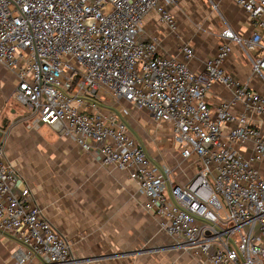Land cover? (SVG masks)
<instances>
[{
	"label": "built area",
	"instance_id": "built-area-1",
	"mask_svg": "<svg viewBox=\"0 0 264 264\" xmlns=\"http://www.w3.org/2000/svg\"><path fill=\"white\" fill-rule=\"evenodd\" d=\"M180 0H0V65L16 78L15 102L25 109L28 130L49 126L81 150L127 171L145 197L144 210L159 219L175 245L206 264H264V93L242 83L225 63L240 48L252 75L264 82V0H231L254 25L249 37L229 25L202 70L160 52L143 38V20L154 12L171 30V7ZM214 6H216L214 4ZM217 83L231 90L215 105ZM241 104L242 110L237 106ZM171 126L183 161L196 173L179 181L154 157L129 125L131 107ZM249 150V154L245 151ZM0 141V233L23 246L25 264H77L69 240L46 217Z\"/></svg>",
	"mask_w": 264,
	"mask_h": 264
},
{
	"label": "crops",
	"instance_id": "crops-1",
	"mask_svg": "<svg viewBox=\"0 0 264 264\" xmlns=\"http://www.w3.org/2000/svg\"><path fill=\"white\" fill-rule=\"evenodd\" d=\"M171 12L176 30L159 22L158 15L151 12L143 20V38L157 39L160 52L168 56L181 57L182 43L193 45L195 56L188 64L195 71L202 70L216 54L222 42L220 33L226 26L243 37L255 31L245 11L231 0H180L171 7ZM261 32L264 38V29ZM225 67L236 79L264 93V82L252 75L251 62L238 46L233 45ZM16 84L14 75L0 65V125L8 121L7 134L13 127L14 117L18 118L14 108L10 110L11 115H5L7 107L16 103L12 96ZM231 94L228 87L217 83L208 94L209 103L215 105ZM138 109L147 116L132 115L131 130L146 142L154 157L161 154L162 159L171 163L179 181L188 180L197 169L189 161H183L180 148L171 137L170 124L157 123L145 109ZM237 109L242 110L243 106L239 104ZM254 120L264 132V114L255 115ZM245 152L249 154V150ZM8 154L7 149L9 158ZM63 157L66 163L55 173L35 168L27 155L9 160L18 175L16 190L26 185L31 188L46 217L69 240L77 264H206L203 258H195L188 248L178 245L167 246L162 254L135 252L133 248L143 240L145 201L136 180L115 165L103 164L95 150L74 149ZM257 166L264 177V158ZM22 248L16 239L0 233V264H18L16 256ZM25 264L42 263L32 258Z\"/></svg>",
	"mask_w": 264,
	"mask_h": 264
},
{
	"label": "rangeland",
	"instance_id": "rangeland-1",
	"mask_svg": "<svg viewBox=\"0 0 264 264\" xmlns=\"http://www.w3.org/2000/svg\"><path fill=\"white\" fill-rule=\"evenodd\" d=\"M12 108L16 110L14 115H18V118L17 116L14 117L13 127L10 130V134H7L6 145L8 146L7 149L10 159L13 160L23 155H27L31 158L32 164L35 168L43 169L48 173H55L62 170V165L66 163L65 161L67 159L63 157L64 154L69 153L74 149H81L71 137L61 136L49 126L44 125L39 130H27V121L23 118L25 115V109L16 103L10 104L5 111L6 117L11 115L10 110ZM132 108H134L132 110L133 113L131 112L128 118H131L132 115L138 116V114V118L147 116L137 107L133 106L131 109ZM157 158L169 169L173 168L171 163L165 160L166 158L162 159L161 154H159ZM175 170L176 169H173L174 172ZM142 231L143 240L141 244L133 248L137 253L162 254L165 248L169 245L177 247L175 241L167 236L161 229L159 219L145 210L142 211Z\"/></svg>",
	"mask_w": 264,
	"mask_h": 264
},
{
	"label": "water",
	"instance_id": "water-1",
	"mask_svg": "<svg viewBox=\"0 0 264 264\" xmlns=\"http://www.w3.org/2000/svg\"><path fill=\"white\" fill-rule=\"evenodd\" d=\"M8 129H9L8 121H5L0 125V141L6 136Z\"/></svg>",
	"mask_w": 264,
	"mask_h": 264
}]
</instances>
